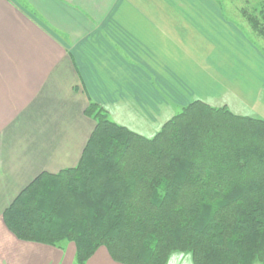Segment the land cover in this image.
<instances>
[{"label":"crops","instance_id":"crops-1","mask_svg":"<svg viewBox=\"0 0 264 264\" xmlns=\"http://www.w3.org/2000/svg\"><path fill=\"white\" fill-rule=\"evenodd\" d=\"M229 3L0 0V264H75L72 242L20 240L2 215L39 173L77 164L89 102L146 137L195 100L250 113L246 82L263 50ZM85 264L120 263L100 247Z\"/></svg>","mask_w":264,"mask_h":264},{"label":"trees","instance_id":"trees-1","mask_svg":"<svg viewBox=\"0 0 264 264\" xmlns=\"http://www.w3.org/2000/svg\"><path fill=\"white\" fill-rule=\"evenodd\" d=\"M255 11L240 14L264 39ZM84 114L77 164L39 173L4 210L18 239L72 242L75 264L100 247L120 264H264L263 118L195 100L146 137L96 103Z\"/></svg>","mask_w":264,"mask_h":264},{"label":"rangeland","instance_id":"rangeland-1","mask_svg":"<svg viewBox=\"0 0 264 264\" xmlns=\"http://www.w3.org/2000/svg\"><path fill=\"white\" fill-rule=\"evenodd\" d=\"M229 1H230L229 3L230 6L223 8L225 14H227L228 16L232 14L237 16L238 23L242 24L244 28H246L247 31L249 30L251 32L250 36L254 39L256 43H258V45L261 46V48L263 49L262 55L264 56V39L260 35H258L255 31L252 30L251 26L246 21L244 16H241L240 14L243 10L251 12L252 10L255 9L256 10L255 14L259 13L261 9L264 11V0H229ZM258 19H262V18H258ZM256 64H257V61H255V58H254L253 72L256 75L253 76V73L249 72L248 80L246 82V88H247L246 95L248 99H246L245 102L247 105L246 107L248 109V112H250L248 113V115H254V116L264 119V66L259 65L258 70L256 72L255 71V68H257ZM243 75L245 74L243 73ZM236 96L240 98L242 95L236 94ZM249 98H252V99L249 101ZM236 105H239V103H237ZM181 255L182 254H177L178 257ZM171 259L172 257L168 260V262Z\"/></svg>","mask_w":264,"mask_h":264}]
</instances>
